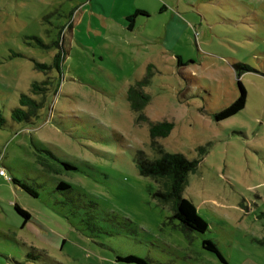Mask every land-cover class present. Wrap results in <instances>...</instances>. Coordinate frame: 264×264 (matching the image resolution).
I'll return each instance as SVG.
<instances>
[{
  "label": "rangeland",
  "instance_id": "1",
  "mask_svg": "<svg viewBox=\"0 0 264 264\" xmlns=\"http://www.w3.org/2000/svg\"><path fill=\"white\" fill-rule=\"evenodd\" d=\"M90 1L0 0V264H264V0H114L107 18ZM137 7L148 12L128 31L122 14ZM150 63V101L135 112L127 89ZM238 63L251 68L239 75L245 105L215 121L238 95ZM48 76L40 115L12 119ZM140 114L173 122L156 138L165 151L200 159L182 196L206 231L182 229L139 174L137 151L159 155Z\"/></svg>",
  "mask_w": 264,
  "mask_h": 264
},
{
  "label": "trees",
  "instance_id": "2",
  "mask_svg": "<svg viewBox=\"0 0 264 264\" xmlns=\"http://www.w3.org/2000/svg\"><path fill=\"white\" fill-rule=\"evenodd\" d=\"M164 9V7H162ZM162 9V10H163ZM145 10L136 9L130 14L125 16L126 28L133 30L135 28V18L138 15H145ZM63 48V47H62ZM65 59V50L54 56L53 64L60 71L63 60ZM177 64L181 65L182 60L178 56L176 57ZM237 73V85L238 95L228 105L220 108L213 113L215 121H220L228 118L241 109H243L246 102V90L239 79V75L244 71H249L251 68L245 64H234ZM35 67L40 70L49 69L51 66L47 64L35 62ZM151 63L147 65L145 75L136 80L133 85H130L127 89V100L130 108L135 112H140L149 103L150 96L144 92V86H146L152 75ZM45 72V71H44ZM51 86L50 77L41 81H34L31 84V93H21L19 96V104L11 111V117L17 121H24L27 123H33L34 119L41 113V109L44 106L45 95L49 87ZM34 95V96H33ZM139 120L148 123V130L151 137V143L158 151L159 155L156 158H148L143 151H137L136 154V166L139 174L144 177H150L158 183L159 189L155 192V196L159 197L164 202H171L173 217L178 219L182 225V229H189L197 232H204L207 229V222L198 214L194 203L182 196V191L187 184V177L189 172L194 171L200 161L199 158H188L181 152H167L156 141L158 137L167 136L173 128V122L170 121H158L153 122L148 119L147 116L140 114ZM6 123L5 118L0 113V128ZM201 153L203 149H200ZM20 187L33 196H37V193L27 183L12 179ZM57 187L68 188V184L64 181H60ZM16 212L23 218V224L29 220L30 213L18 206L14 205ZM202 245L208 251L213 252L222 262L225 259L220 252L217 244L211 239H203ZM118 261H124L138 264H146L145 260L136 255L118 256Z\"/></svg>",
  "mask_w": 264,
  "mask_h": 264
},
{
  "label": "crops",
  "instance_id": "3",
  "mask_svg": "<svg viewBox=\"0 0 264 264\" xmlns=\"http://www.w3.org/2000/svg\"><path fill=\"white\" fill-rule=\"evenodd\" d=\"M113 1L114 0H112V1H110V2H112L111 4H108L109 2L108 1H105V2H103L102 0L100 1V0H95L94 2L93 1H90L89 3H90V5H92V9H91V11H92V13H94L95 15H97V16H99V17H101V18H107V17H109V15H110V11H111V8H112V6H113ZM164 6V5H163ZM98 7V8H97ZM138 9H141V10H145V12L147 13L148 11H147V9H145L144 7H137ZM137 8H135L134 9V11L137 9ZM127 14H130V13H123L122 15V17L125 19V16L127 15ZM176 17H178V18H180L179 17V15H176ZM170 25V24H169ZM123 26L126 28V24H125V21H124V24H123ZM168 28H169V26H167V34H168ZM127 29V28H126ZM128 30V29H127ZM134 30V29H133ZM133 30H128V31H133Z\"/></svg>",
  "mask_w": 264,
  "mask_h": 264
},
{
  "label": "built area",
  "instance_id": "4",
  "mask_svg": "<svg viewBox=\"0 0 264 264\" xmlns=\"http://www.w3.org/2000/svg\"><path fill=\"white\" fill-rule=\"evenodd\" d=\"M0 174L1 175H4L5 174L3 169H0Z\"/></svg>",
  "mask_w": 264,
  "mask_h": 264
}]
</instances>
